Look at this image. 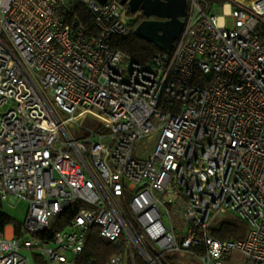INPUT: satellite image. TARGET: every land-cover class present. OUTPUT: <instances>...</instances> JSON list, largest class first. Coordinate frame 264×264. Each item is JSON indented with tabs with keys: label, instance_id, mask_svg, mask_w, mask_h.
<instances>
[{
	"label": "built area",
	"instance_id": "1",
	"mask_svg": "<svg viewBox=\"0 0 264 264\" xmlns=\"http://www.w3.org/2000/svg\"><path fill=\"white\" fill-rule=\"evenodd\" d=\"M189 1L174 49L142 63L113 46L135 28L124 0H0V192L30 203L0 264H76L95 225L109 264H264V0ZM232 212L251 229L222 240Z\"/></svg>",
	"mask_w": 264,
	"mask_h": 264
},
{
	"label": "trees",
	"instance_id": "2",
	"mask_svg": "<svg viewBox=\"0 0 264 264\" xmlns=\"http://www.w3.org/2000/svg\"><path fill=\"white\" fill-rule=\"evenodd\" d=\"M212 2H224L225 0H209ZM80 12L83 21L89 28H93V16L82 6L75 7ZM141 21L137 20L134 30L126 36H115L113 46L139 62L148 63L151 57L156 53L164 52L156 44L151 43L136 35L135 29ZM78 203H74L70 208L53 219L52 233L56 230H62L71 223L78 212ZM239 214V213H238ZM23 224L5 210L4 200L0 192V233H5L10 225L15 227V233L22 235ZM249 222L239 215L229 214L214 222L212 226L213 233L222 240L233 239L241 240L245 238L249 230ZM119 248L115 242L102 235L100 225H95L89 232L85 250L78 256L76 264H109L111 258L118 252ZM34 255L36 264H48L47 259L37 252H31Z\"/></svg>",
	"mask_w": 264,
	"mask_h": 264
},
{
	"label": "water",
	"instance_id": "3",
	"mask_svg": "<svg viewBox=\"0 0 264 264\" xmlns=\"http://www.w3.org/2000/svg\"><path fill=\"white\" fill-rule=\"evenodd\" d=\"M109 0H99L106 4ZM131 12L142 11L146 17L135 33L164 52H171L184 32L190 8L189 0H124Z\"/></svg>",
	"mask_w": 264,
	"mask_h": 264
},
{
	"label": "rangeland",
	"instance_id": "4",
	"mask_svg": "<svg viewBox=\"0 0 264 264\" xmlns=\"http://www.w3.org/2000/svg\"><path fill=\"white\" fill-rule=\"evenodd\" d=\"M239 1L248 4L252 0H239ZM215 13L216 14H219V15H223L224 14L223 6L221 4H220V6H218L215 9ZM126 20L129 23H133V25H135L136 22H137V20H138V14H137V12H135V13L130 12L127 15V19ZM228 23H229V26L230 27L233 26V20L231 18H228ZM37 80H38V83L40 84V86L43 88L44 92L45 93H49V90L47 88H45L42 80L40 78H37ZM48 98H49V101H50L51 105L56 110V112L62 118H64L66 115L63 112H61L58 107H56L55 102H54V99L51 97V95L48 94ZM98 124H99V122L97 123V125ZM90 125H94V122L93 121H90ZM150 152H151L150 147L147 145V143L145 141H142L139 144V146H138L136 157H138V153L148 155V154H150ZM13 199H14L13 196L10 195V196H8V198L6 200H4L6 212H8L10 215H12L13 217H15L20 222H25V220L27 218V215L29 213L30 203L27 200H24V199H22L20 201H16V202L13 201ZM229 214L239 215V217L244 218L241 214H238V213H235V212H232V213H229ZM250 229H251V224L249 225V230ZM249 230L246 232V235L249 233ZM10 233H11V229L8 230V234H10ZM25 253L29 256L30 264H36L33 253H31V252H25ZM184 257H185V259L189 260L191 263L201 264L199 262V260H196V258H194V257H189V258L187 256H184ZM245 263H246V257L244 255L238 254V253H235L234 254L233 261L232 262H229V264H245ZM123 264H129L128 260L126 259L123 262Z\"/></svg>",
	"mask_w": 264,
	"mask_h": 264
},
{
	"label": "flooded vegetation",
	"instance_id": "5",
	"mask_svg": "<svg viewBox=\"0 0 264 264\" xmlns=\"http://www.w3.org/2000/svg\"><path fill=\"white\" fill-rule=\"evenodd\" d=\"M188 13H189V12H188ZM137 14H138V20H139V21L142 22L143 20L146 19V17L143 15V12H142V11H138ZM187 20H188V15H187ZM187 20H186V25H187ZM186 25H185V27H186Z\"/></svg>",
	"mask_w": 264,
	"mask_h": 264
},
{
	"label": "crops",
	"instance_id": "6",
	"mask_svg": "<svg viewBox=\"0 0 264 264\" xmlns=\"http://www.w3.org/2000/svg\"><path fill=\"white\" fill-rule=\"evenodd\" d=\"M13 198H14V197H13ZM13 201L16 202V201H18V200H17L16 198H14ZM9 229H11V233H10V234H8V230H9ZM5 233L11 236L13 233H15V227H14L13 225H10V226L7 228V230H6Z\"/></svg>",
	"mask_w": 264,
	"mask_h": 264
}]
</instances>
